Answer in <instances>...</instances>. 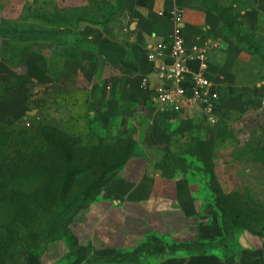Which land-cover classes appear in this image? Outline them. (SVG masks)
I'll return each mask as SVG.
<instances>
[{
    "label": "crops",
    "instance_id": "obj_1",
    "mask_svg": "<svg viewBox=\"0 0 264 264\" xmlns=\"http://www.w3.org/2000/svg\"><path fill=\"white\" fill-rule=\"evenodd\" d=\"M102 1L106 6L101 21L84 17L73 25V48L77 51L69 68L59 66L67 55L51 52L46 37L33 39L28 33L17 32L48 30L49 36L55 37V32L64 30L61 21L44 20L42 26L27 22L22 28L0 25V44L23 42L44 52L35 65L29 53L24 54L29 49L22 48L24 53L0 51V64L18 82L11 86L7 105L31 115L35 113L31 106L41 107L47 97L58 99L64 92L73 91V114L84 112L94 127L107 128L111 142L131 140L138 148L89 209L100 215L85 237L89 242L98 235L111 240L101 250L104 258L125 251L134 254L150 233L176 244L160 257L150 254L148 260L120 264H264V241L249 233L231 236L225 231L221 214L206 198L199 172L173 170L166 174L165 155L169 151L177 153L174 146L181 135L199 139L206 122L198 109L169 116L156 104L151 105L154 90L162 82L147 58L153 46L169 41L177 26L171 14L182 11L188 49L219 44L209 54L207 74L221 92V110L225 106L230 110L245 106L262 121L264 0ZM4 5L1 13L6 10L11 16L18 11L32 12L37 6L51 10L49 14L54 16L61 15L62 5L82 8L84 15L90 11L88 0H8ZM83 45L90 48L85 51ZM52 57L59 60L55 69ZM190 67L193 72L199 70L197 61H191ZM143 123L149 126L152 149L146 147L148 137L140 131ZM163 141L170 145H163ZM145 224L148 233L135 231ZM21 264L76 262L74 257L49 252L30 254Z\"/></svg>",
    "mask_w": 264,
    "mask_h": 264
},
{
    "label": "rangeland",
    "instance_id": "obj_2",
    "mask_svg": "<svg viewBox=\"0 0 264 264\" xmlns=\"http://www.w3.org/2000/svg\"><path fill=\"white\" fill-rule=\"evenodd\" d=\"M7 2L8 0H0V25L8 28L14 24L22 28L23 24H29L27 22L42 26L44 20L49 23H54V20L61 21L64 30L55 34V37L34 31L32 38L43 40L46 37L45 40L49 42L48 49L52 50L51 52L67 55L62 58L63 63H59V66L65 65L68 68L73 65L70 61H73V52L76 50L73 48V43L76 42L73 39L75 33L73 25L75 27L76 23L84 17L96 19V22L101 21L106 6L102 0H88L90 11L86 14L87 16L84 15V9H73L66 5H62L59 16L49 14L52 11L48 8L46 10L38 6L32 12L18 11L16 15L11 16L5 12L6 10L1 13ZM23 33L27 34L25 31ZM25 44L18 42L10 45L4 42L0 44V51L10 49L24 53L22 48L29 49L24 54L29 53L31 56L29 59L36 65L38 62L36 58L44 54L43 50L31 45L26 47L29 45ZM82 47L85 51L86 48H90L87 45ZM50 60L54 69L58 67L59 60L54 61L53 57ZM4 67L0 64V125L6 130L35 133L41 126L56 128L71 136L73 140L83 141L81 146L88 147L84 155L86 162L90 158L92 149L89 144H98V140L102 139L104 146L115 144L110 142L107 128L94 127L92 120L86 118L84 112H79L78 115L73 114V91L64 92V95L58 99L47 97V101L45 100L41 107L37 104L31 106V110L35 111L34 116L21 114L18 109L7 105V96L12 91L11 86L18 82L17 79L8 75ZM151 105L155 106L153 97ZM246 108L244 106L230 110L226 106L223 107L220 111L222 119L217 125L212 126L206 123L199 139L190 140L181 135L174 146L178 150L177 153L173 154L169 151L165 155V161L167 172L176 170L190 173L192 169H187L186 159L193 163L192 168L196 166L206 168L205 172H199V179L205 184L206 198L211 206L216 213L221 214L225 231L231 236L249 233L264 241V162L256 160L258 152L264 156V119L257 120L258 115ZM140 131L144 137H148L145 138L146 147L154 148L148 124L143 123ZM161 135L165 139V133L162 132ZM163 145L170 144L163 141ZM7 150L0 148V264H21L30 254L43 255L49 252L74 257L76 264H120L139 259L148 260L150 254H157L160 257L168 248L176 245L174 243L170 245L171 242L169 243L163 235L150 233L140 242L134 254L129 253L131 251H125L114 254L110 258H104L101 250L110 244L111 240L98 235L89 242L85 237L87 231H92L93 223L100 215H94L89 210L99 197L74 218L69 215L70 213H62V210L57 207L56 199H43L39 195L45 188L53 190L56 187L51 176L38 180L23 178L10 180V172L14 170L17 163L1 158L2 154L5 156L11 153L10 151L7 153ZM167 150H169L168 147ZM136 151L138 148L135 146L134 152ZM110 153L114 154L112 148ZM14 157L18 158L15 155ZM219 191L230 196L228 200L231 204L225 203L229 212L222 209L217 196ZM148 229L149 227L143 226L135 231L148 233Z\"/></svg>",
    "mask_w": 264,
    "mask_h": 264
},
{
    "label": "trees",
    "instance_id": "obj_3",
    "mask_svg": "<svg viewBox=\"0 0 264 264\" xmlns=\"http://www.w3.org/2000/svg\"><path fill=\"white\" fill-rule=\"evenodd\" d=\"M34 31L43 34L51 33L48 30H31L27 33L32 37ZM17 32L23 34V32ZM102 140H98V144H89L92 149L90 158L86 162L84 155L88 147L81 146L83 141L73 140L71 136L56 128L41 126L35 133H18L8 131L0 125V148L8 149L7 153L11 152L5 156L2 154L1 158L17 163L14 170L10 172V180L22 178L38 180L51 176L56 187L53 190L43 189L39 194L40 197L56 199L57 207L62 210V213H70L69 215L73 218L100 197L105 186L116 177L118 171L135 154L136 144L131 140H117L112 142L115 143L112 146H104V140ZM110 148L114 150V154L110 153ZM98 152L101 154L98 155ZM14 155L18 158L15 159ZM256 160L264 162V156L258 152ZM186 163L188 170L206 171L203 166L192 168L193 163L188 159ZM165 172L168 175L171 173L167 172V165ZM217 196L223 211L229 212L226 205L231 204L228 200L230 196H226L222 191H219Z\"/></svg>",
    "mask_w": 264,
    "mask_h": 264
},
{
    "label": "built area",
    "instance_id": "obj_4",
    "mask_svg": "<svg viewBox=\"0 0 264 264\" xmlns=\"http://www.w3.org/2000/svg\"><path fill=\"white\" fill-rule=\"evenodd\" d=\"M171 18L177 26L169 41L153 46L147 54L153 72L162 82L153 93L155 104L169 116L201 110L205 122L215 126L220 122L222 96L209 79L207 71L209 54L218 49L219 44L207 43L203 47L194 45L188 49L181 25L182 11L176 10ZM191 61L198 62L197 72L192 71ZM262 106L264 108V101ZM143 226L147 227L146 224Z\"/></svg>",
    "mask_w": 264,
    "mask_h": 264
},
{
    "label": "water",
    "instance_id": "obj_5",
    "mask_svg": "<svg viewBox=\"0 0 264 264\" xmlns=\"http://www.w3.org/2000/svg\"><path fill=\"white\" fill-rule=\"evenodd\" d=\"M31 115H32V116H34L35 114H34V113H32Z\"/></svg>",
    "mask_w": 264,
    "mask_h": 264
}]
</instances>
